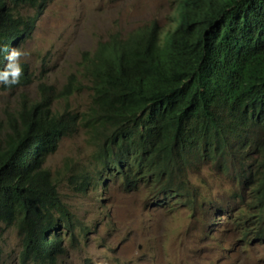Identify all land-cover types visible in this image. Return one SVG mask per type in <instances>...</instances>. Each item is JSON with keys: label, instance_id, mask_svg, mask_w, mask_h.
<instances>
[{"label": "trees", "instance_id": "1", "mask_svg": "<svg viewBox=\"0 0 264 264\" xmlns=\"http://www.w3.org/2000/svg\"><path fill=\"white\" fill-rule=\"evenodd\" d=\"M45 2L0 0V46L20 49L35 25L23 11L43 9ZM159 29L145 25L84 55L94 92L86 126L128 156L120 171L128 179L145 154L176 160L181 174L189 151L203 166L235 170L240 184L250 186L264 224V0H184L180 24L164 46ZM7 55L0 53V70ZM23 68L20 84H0L2 92L32 83L29 66ZM39 95L33 101L20 93L0 118V224L17 229L23 262L43 253L50 233L51 245L69 233L75 238V216L45 163L77 133L79 116L52 111L53 88L41 85ZM140 126L147 141L138 135ZM175 183L171 174L167 189ZM260 235L264 239V230ZM2 257L0 247V264Z\"/></svg>", "mask_w": 264, "mask_h": 264}, {"label": "rangeland", "instance_id": "2", "mask_svg": "<svg viewBox=\"0 0 264 264\" xmlns=\"http://www.w3.org/2000/svg\"><path fill=\"white\" fill-rule=\"evenodd\" d=\"M180 4L181 0H47L43 12L27 8L23 13L30 18L39 13L30 38L20 48L30 53L24 63L29 65L32 83L13 93L0 90V118H5L7 106L15 108L20 93L37 100L41 85L62 89L69 76L79 72L82 53L94 51L110 34L127 35L151 22L168 33L177 24ZM89 99L85 90L70 105L83 112ZM65 105L63 100L56 102V110ZM93 155L94 149L80 133L63 141L45 164L59 180L63 201L79 220L72 243L77 248L64 242L66 251L58 264H264V244H249L240 221L225 223V218L201 211L194 215L181 206L155 209L145 191L125 194L116 185L106 192L90 188L80 193L75 189L76 176L90 166ZM231 188L227 180L210 177L203 192L222 202ZM238 210L235 207L232 215ZM0 228L2 264H19L23 246L17 229L4 224Z\"/></svg>", "mask_w": 264, "mask_h": 264}, {"label": "clouds", "instance_id": "3", "mask_svg": "<svg viewBox=\"0 0 264 264\" xmlns=\"http://www.w3.org/2000/svg\"><path fill=\"white\" fill-rule=\"evenodd\" d=\"M183 1L184 0H181L179 7L177 24L172 30L164 34L161 30V27L158 25L160 27V44L162 46L167 43V41L170 39V36L177 30L180 24V15L182 12ZM45 4L44 7H42L43 9H32L30 7L29 9L41 10L43 12L45 9ZM38 15L31 19L36 21ZM152 23L157 22H151L146 25H150ZM139 28L128 33L127 35H122L120 33L110 34L106 40L100 41L98 43L94 51H84L82 53L79 63V72L77 74H71L68 78L67 84L62 89H55L54 87L50 86L53 88V92L56 96L52 111L54 113H59L69 109L71 113L79 116V119H77V133L72 137L63 139L58 150L60 149L63 141L76 138L80 133H83L89 145L94 149V155L90 166H86V168L83 167L81 173L76 176L79 181L75 186V189L83 194L87 193L90 188L95 189V191L100 190L102 192H106V189L111 185H116L125 194H134L145 191L147 193V201L149 204H152L155 209L165 210L168 207L172 210L175 207L181 206L182 209L192 210L194 215L201 211L204 215L209 213L210 216L219 217V220L220 218H225V223L235 224L237 221H240L238 222V225L241 226L244 236L250 238L249 240L251 241L249 244H251L252 241H254L255 244H264V239L260 235V233L264 230V224L259 222L257 219L258 215L260 214V210L253 206L255 200L250 186H247L243 183L242 185L240 184L238 174L235 170L226 172L220 169L216 163H213L209 166H203L200 162L201 157L189 151L182 159L185 173L181 174L179 172L178 166L176 165V160L168 161L165 154H161L156 157H153L150 154H145L141 155L143 160L141 169L137 172L135 177L128 179L123 175H120V171L127 162L128 156L121 153V151L116 147L110 144H105L104 137L97 138L95 136L94 130L86 126L85 123L87 122L85 121V115L90 111L94 92L92 90L91 78L85 73L82 65L84 55L89 54L90 56H93L98 50L100 44L109 43L113 38L125 40L131 34L137 32ZM0 53H8L7 64L2 70H0V84L9 88L20 84L21 77L24 74L23 63L26 62V59L30 53L18 48L9 50L7 46H0ZM85 90L89 91V103L85 111L79 112L78 110H75L71 107L70 101L75 95H79L85 92ZM40 99L41 96L39 95L37 101ZM60 100L65 101L66 105L62 107L61 110L57 111L55 107L56 102ZM116 132L117 130L113 131V133ZM138 135L143 141H147L150 138V136L145 133V126H140L138 128ZM128 144L129 143L126 142L125 145L130 149ZM131 144L132 148L135 149L137 144L134 142ZM66 168H68V164L66 165ZM171 174L175 176L176 183L174 190L167 189ZM210 177L212 179L219 177L227 180L231 184V193L226 200L217 202L205 196L203 192V186ZM71 182L74 184V181ZM235 207L239 208L238 213L237 215H232ZM207 208H211L212 210L210 212L205 211ZM73 214L75 216L74 239H72L71 233H69L67 236L63 237V241H61L59 245H51L50 241L55 240V238H53L55 234L50 233L45 237L49 246L44 248L43 253L38 258H30L29 256H26L25 262L22 261V253H20V258L18 259L19 264H58V258L66 251L64 246V242L66 241L70 243V247H72V249H76L77 246L72 245V243L76 241L78 229L77 224L79 223V220L76 214Z\"/></svg>", "mask_w": 264, "mask_h": 264}]
</instances>
